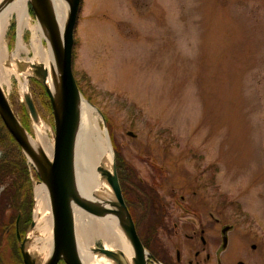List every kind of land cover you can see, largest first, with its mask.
Returning a JSON list of instances; mask_svg holds the SVG:
<instances>
[{
    "label": "rangeland",
    "instance_id": "374dc122",
    "mask_svg": "<svg viewBox=\"0 0 264 264\" xmlns=\"http://www.w3.org/2000/svg\"><path fill=\"white\" fill-rule=\"evenodd\" d=\"M17 38L13 21L10 51ZM73 50L76 80L105 116L113 147L159 193L149 219L156 232L140 231L161 259L179 250L187 261L199 250V264H264V0H83ZM29 59L7 57L15 73L3 88L23 120L28 73L51 142L52 107ZM26 125L36 136L29 113ZM30 174L35 220L41 180L33 165Z\"/></svg>",
    "mask_w": 264,
    "mask_h": 264
},
{
    "label": "bare ground",
    "instance_id": "6f19581e",
    "mask_svg": "<svg viewBox=\"0 0 264 264\" xmlns=\"http://www.w3.org/2000/svg\"><path fill=\"white\" fill-rule=\"evenodd\" d=\"M31 1L0 0V84L2 87L7 84L9 88H12L10 76L15 73V67L5 65L4 61L7 57L22 58V54L25 53L26 58L29 59L28 55L33 51L34 56L29 60L33 63L45 64L48 70L47 84L57 97L60 72L50 33L41 19L36 23L32 22L28 8ZM48 2L56 23L57 34L61 39L69 13V0H48ZM13 21L17 23L18 38L15 50L10 51L6 35ZM26 29L31 31L29 41L24 38ZM43 39L46 40L47 46ZM25 74L20 87L22 98L28 95V80ZM99 118H101L99 113L85 97H81L75 142V187L84 198L99 202L102 206L112 207L117 202V198L108 181V175L114 173L115 152L106 129L100 125ZM34 125L36 136L27 133L31 147L39 152L41 146H44L47 154L51 155L54 139L49 142L47 124L38 118L34 121ZM35 190V223L28 235L31 239L26 249L33 256H38L37 264H44L49 259L54 246L53 214L47 186L40 183ZM73 212L77 245L83 264H115L113 259L93 250L98 238H102L106 247L122 250L128 264H134L133 247L116 215H92L77 205L73 206Z\"/></svg>",
    "mask_w": 264,
    "mask_h": 264
},
{
    "label": "water",
    "instance_id": "95a60500",
    "mask_svg": "<svg viewBox=\"0 0 264 264\" xmlns=\"http://www.w3.org/2000/svg\"><path fill=\"white\" fill-rule=\"evenodd\" d=\"M81 1L69 0V13L61 39L57 34L56 23L51 14L48 0H32L30 2L37 20L41 19L49 30L60 72L59 95L56 97L47 84L48 70L45 65L34 63L37 76L33 77L38 79L45 87L54 115V145L52 154H47L41 148L37 152L31 147L27 137L28 131L15 112L1 84L0 116L9 132L21 146L23 153L36 168L41 181L47 186L49 191L53 214L54 246L49 259L44 264H58L61 260L66 264H83L77 245L76 224L73 212V206L76 205L92 215H116L133 247V263L147 264L151 254L144 246L132 214L125 202L117 172L116 158L114 161V173L108 175V181L117 198V202L112 207L102 206L99 202L84 198L75 187V142L79 123V102L84 95L79 88L73 70V48L74 30ZM24 98V105L30 117L34 121L40 118L37 105L31 94L28 92V95H24ZM87 101L101 116L104 121V128L110 138L105 116L97 106L89 100ZM34 221L31 223V227L34 226ZM229 230L230 226H226L222 231L224 234V247L228 244L227 232ZM93 250L113 259L115 264H128L124 258L125 253L120 249H111L102 244L99 247L95 246ZM22 255L25 264H37L36 259L27 251L25 245L22 247ZM237 264L246 263L239 261Z\"/></svg>",
    "mask_w": 264,
    "mask_h": 264
},
{
    "label": "trees",
    "instance_id": "16d2710c",
    "mask_svg": "<svg viewBox=\"0 0 264 264\" xmlns=\"http://www.w3.org/2000/svg\"><path fill=\"white\" fill-rule=\"evenodd\" d=\"M82 2L80 9H82ZM79 9V11H80ZM34 12L32 11V14ZM76 42V40H75ZM74 50H73V66H74ZM86 75L85 72L83 74ZM80 90L84 93L80 83L77 81ZM43 85L41 82L39 83ZM43 95L47 100L48 105L51 106L50 99L47 91L44 87ZM90 100V98H89ZM24 107L23 125L27 128L26 120L28 119V113ZM111 134V133H110ZM116 153V166L117 172L122 188V192L126 203L133 214V218L136 224L138 233L143 241L145 247L151 252L153 257H157L160 261L165 262L159 256V252L154 249L142 236L140 229L144 226H148L150 231L156 232V227L150 223V218L155 213L156 204L159 201V193L156 188L148 185L141 180L135 170L126 160L123 158L116 146H114ZM0 150L3 153V159L0 161V183H6L7 189L11 194L4 195L2 199L5 205H10L12 208V222L16 221V218L21 213L20 225L26 229L32 221V209H33V185L30 177L29 163L22 151L21 146L12 136L7 129L4 121L0 116ZM151 238V235H150ZM166 264H170L165 262Z\"/></svg>",
    "mask_w": 264,
    "mask_h": 264
},
{
    "label": "flooded vegetation",
    "instance_id": "af4514ba",
    "mask_svg": "<svg viewBox=\"0 0 264 264\" xmlns=\"http://www.w3.org/2000/svg\"><path fill=\"white\" fill-rule=\"evenodd\" d=\"M3 156L4 155L0 150V161L3 159ZM199 184L200 186L203 185L201 184V182ZM9 194H11V192H9V189H7V184L0 183V264H25L22 255V247L23 245H25V247L26 245H28V240H27L29 237L27 236L28 228L26 229L23 225L22 226L20 225L21 213L16 218V221L12 222V216H11L12 208H10L11 207L10 205L9 206L5 205L4 200L2 199L4 195H9ZM193 236L194 235H190V239L194 238ZM201 240L204 244L206 243V240L203 236L201 237ZM256 247H257L256 244H252V248L256 249ZM200 256H201V251L197 250L195 252V257L193 259L184 261L182 260L181 252L177 250L176 259L171 260V262L170 261L167 262L170 264H199ZM154 258L158 259L157 257ZM210 260H211V255L208 253L206 254V258L204 259V262H209ZM239 261L242 260H238L237 263ZM63 263L64 261L61 260L58 264H63ZM217 264H222V262L218 261Z\"/></svg>",
    "mask_w": 264,
    "mask_h": 264
}]
</instances>
